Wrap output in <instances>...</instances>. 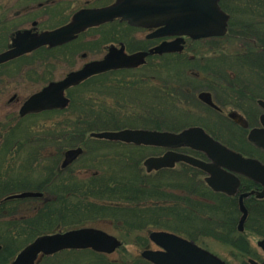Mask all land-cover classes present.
Segmentation results:
<instances>
[{"label": "rangeland", "instance_id": "rangeland-1", "mask_svg": "<svg viewBox=\"0 0 264 264\" xmlns=\"http://www.w3.org/2000/svg\"><path fill=\"white\" fill-rule=\"evenodd\" d=\"M57 3L69 6V10L60 13L58 8L55 11L50 10L51 7H42L32 11L34 4L30 2L0 0V28L3 25L6 31L4 41H0V51L7 45L8 34L20 25L29 27L35 15L49 17L38 23V28L43 29L65 21L80 6L101 4L97 0H57ZM24 6L30 12L25 9L26 13L23 10L20 16L15 15L16 10ZM233 14L239 20L240 12ZM261 19L257 17L255 23ZM234 24L225 35L188 39L184 49L155 55L140 67L113 69L102 77H88L66 89L69 103L65 107L25 116L19 115V108L30 94L50 80L61 78L88 58L99 56L103 42L97 43L94 40L96 32L90 30L79 39L80 44L68 51V58L63 56V51H58L57 57L34 60L39 52L30 51L17 60L0 65V190L10 191V194L21 191L42 193L41 196L9 199L19 200L18 206L13 214L0 218V234L7 233L4 222L28 218L51 207L53 219L44 225L47 226L45 233L95 227L116 236L120 244L110 253L60 251L41 256L37 264H135L143 258V250L158 248L149 238V233L154 230L193 238L229 264H249L250 257L261 262L264 252L257 240L264 237V201L252 198L259 203H250L252 207H249L244 229L238 230L241 211L237 199L211 189L203 172L197 168L181 163L155 175L158 173L146 171L143 162L150 155L162 153L163 149L144 145L133 147L130 143L94 138L90 136L92 131L83 136L74 132L91 124L98 126L95 118L108 112L117 117L112 124L119 129L177 132L189 126H200L234 150L260 157L261 154L247 141L242 124L237 125L229 116L232 110L238 111L248 115L253 124L256 114L263 110L257 100H264V65L261 64L259 69L258 64L249 60L235 61L237 54L248 51L256 41L253 37H239L236 33L239 22ZM113 32L116 35L113 36ZM104 34L107 39L110 37L107 44L123 41L127 50H133L142 44L144 31L116 22L108 25ZM83 51L86 57L81 56ZM201 91L211 92L219 107L215 109L201 100L198 96ZM220 108L222 112H219ZM63 135L68 143L62 155L56 157L57 147L51 141L52 136ZM79 145L84 152L65 164L64 153ZM50 164L58 168L68 166L75 171L49 172ZM177 169L183 172H177ZM136 172L148 177L145 182H138L134 176ZM132 173L134 186L146 191L143 201L119 204L91 194V190L101 191L106 186L117 188L119 178L123 180ZM116 195L122 194L117 192ZM7 196H0V203L8 200ZM98 207L110 210L106 216L105 212L96 214ZM114 207L117 208L115 211ZM125 207L130 209L123 210ZM115 212L116 216L111 218L109 213ZM14 235L9 242L0 243V264H9L33 236L23 235V229L19 233L15 230ZM245 243L250 249L248 255L241 251V247H246Z\"/></svg>", "mask_w": 264, "mask_h": 264}, {"label": "water", "instance_id": "water-1", "mask_svg": "<svg viewBox=\"0 0 264 264\" xmlns=\"http://www.w3.org/2000/svg\"><path fill=\"white\" fill-rule=\"evenodd\" d=\"M120 17L133 25L158 27L157 33L176 35L177 38L165 41L154 48L156 53L180 51L183 49L184 36L198 39L209 36H222L227 32L229 14L219 5V0H116L113 4L100 9H87L75 14L73 20L57 29L41 33L29 30L18 32L13 40V47L0 53V63L30 52L42 45L55 46L67 42L86 27L103 21ZM124 47L115 46L103 59L85 64L81 69L68 73L63 79L50 81L40 90L26 98L19 108V115L42 110L63 108L69 103L65 90L88 78L92 74L121 67H135L144 62L145 52L132 54L124 52ZM199 98L210 106L217 107L211 93L201 91ZM264 107V100H258ZM229 116L245 125L236 111ZM264 124V116L261 117ZM91 137L108 140H119L135 144L165 147L168 150L162 155L149 156L143 164L147 171L172 167L183 161L207 172L205 181L215 191L229 195L237 192L239 180L234 173L246 175L261 183V191L243 192L239 195L238 204L241 216L238 229L243 230L248 211L244 198L255 194L264 196V164L256 158L245 157L214 139L200 126H190L179 132L144 128H122L118 130L93 131ZM249 140L264 151V128L250 130ZM189 146L202 151L209 161L175 151L174 149ZM82 152L81 147L71 148L65 152V161H72ZM39 191H22L13 193L7 198L41 196ZM149 238L159 248L145 249L141 256L153 264H228L219 256L197 245L194 241L168 231L154 230ZM120 244L119 239L95 227H79L44 233L36 236L26 244L9 264H37L39 255H51L65 249L90 248L97 252H113ZM257 244L264 251V237ZM1 249V245H0ZM250 264H261L250 258Z\"/></svg>", "mask_w": 264, "mask_h": 264}, {"label": "flooded vegetation", "instance_id": "flooded-vegetation-1", "mask_svg": "<svg viewBox=\"0 0 264 264\" xmlns=\"http://www.w3.org/2000/svg\"><path fill=\"white\" fill-rule=\"evenodd\" d=\"M24 1H27V2H30V3L34 4L32 11L33 10H40V8H42V7H51L49 9L50 10H54L55 9V11H56V8H58L59 11H60V13H66L69 10V6L68 7H65V5L62 6V4H59V3L56 4V1L57 0H24ZM97 1L100 2L101 4H99V5H92V6L86 4V5L80 6V7L76 8V9H74L70 13L68 19H66L65 21H63V22H61L59 24L53 25L51 27L43 28V29H39L38 28V23H39L40 20H43V19H46V18H49V17H42L41 14L40 15H35L30 20V26L29 27H25L23 25H20L19 27L15 28L12 32H10L8 34V36H7V38H8L7 45H6V47L2 51H0V53L13 47V40L16 37V35H17L18 32H22V31H25V30H29L31 33H41L43 31H47V30H54V29H57V28H59L61 26H64V25L70 23L73 20L75 14H77V13L83 11V10L105 8L106 6H109V5H111V4H113L115 2V0H97ZM56 5H58V7H56ZM31 6L32 5H30V7ZM25 9H27V7L24 6V7H22V9L16 10L15 15L20 16L21 13H22V11L25 10ZM27 11L30 12L29 9H27ZM46 12H47V14H49L48 9L46 10ZM24 13H26V10L24 11ZM24 13H23V15H24ZM50 15H51V12H50ZM116 22L126 23L127 26H129V27H131L133 29H137V30H140L142 32L144 31V34L142 36L143 38L142 39L139 38V39H141L142 44L139 45L138 48H135L133 50H127V48L125 46V43L123 41H117L116 42L117 44L113 43V41H112L110 43L108 42V44H107L106 41H108L110 37L108 39H107V36L105 37V34H104L105 28L108 25H111V24L116 23ZM90 30L93 31V32L94 31L96 32V38H97V40H96V38H94V40L97 43L98 42H103V48L101 49L102 50V53L101 54L99 53V56H97V57L88 58L80 66L75 67V68H71L70 70H68L67 72H65V74L61 78L56 79V80L63 79L68 73H70L72 71H75V70H78V69H81L85 64H87V63H89L91 61L103 59L105 57V55L109 52V49L111 47H113V46H115L117 48H121L123 46L124 47L123 48L124 49V52L127 53V54L135 53V52H138V51L145 52L146 54H145V57H144V62L141 64V65H144V64H146L148 62V59L152 58L155 55L160 56V55L168 54V53H162V54L155 53L154 52V47L156 45H158V44H160V43H162L164 41H169V40H172V39L176 38V36H169V35L158 34L157 33L158 28L148 27V26H142V25H132V24H129L127 21L122 20L119 17H115V18H113L111 20L103 21V22H100L98 24H94L92 26L86 27L85 29L77 32L75 34V37L72 38L71 40L67 41V42H64V43H61V44L55 45V46L42 45V46L37 47L36 49H34V50L31 51V52H33V51H38L39 52L38 55H37V57L34 60L41 59L42 57L43 58L45 57V59L46 58H49L51 56L57 57L56 56V52H58V51H63L65 53V54H63V56L65 58H68V56H69L68 55L69 54L68 51L71 52L72 46L74 47V45L76 46V44H80L81 43L80 42L81 40H79V39H82L83 35L86 34L87 32H89ZM5 32L6 31H4V26L1 25V28H0V41L1 40L4 41V39H5ZM113 33H114L113 36L116 35L115 32H113ZM101 39H102V41H101ZM188 39H190V38L185 37V44L188 41ZM88 42H90V41H88ZM185 47H186V45L184 46V48ZM25 54H28V53H24L22 55H19L17 57H14L12 59H9V60H7L5 62L0 63V65L5 64V63L10 62V61H13V60H17L18 58L22 57ZM81 54H82L81 56L86 57V54H85L84 51ZM24 64H26V63H24ZM141 65H138V66L133 67V68L140 67ZM118 69H120V68H118ZM109 70H113V69H109ZM109 70L102 71V72H99V73H95V74H92L91 76L97 75L99 77H102V76H104V73L107 72V71H109ZM50 81H55V80H50ZM14 95L11 97L10 100H12L14 98ZM261 108L263 110L260 111V112H258L256 114V116H255L256 117V122H254L253 124L249 120L248 115L239 113L238 111L237 112L241 115V120L245 123V125H242L241 126V123H239V122H237L235 120H234V122L237 125L241 126L242 128H245L247 141L261 154L262 157L261 156L260 157H257L255 155H249V154H246V155L247 156L254 157V158H257V159H259L264 164V151L262 149H260L259 147L255 146L248 139V133H249V131L252 128H258V129H263L264 128V124L262 123V120H261V117L264 116V108L263 107H261ZM220 109L221 110H219V112H222V108H220ZM243 126H246V127H243ZM130 144H131V146L133 145V147L134 146H137V144H132V143H130ZM144 146H147V145H144ZM152 147H155V146H152ZM157 148H161V149H163V151H162V153L154 154V155H161V154H163L167 150L166 148H162V147H157ZM176 150L179 151V152H182V153H186V154L195 156V157L200 158V159H203V160H207V158H206V156H205V154L203 152L197 151V150H193V149H191L189 147H186V146L185 147L177 148ZM191 152H196L197 154L194 155ZM131 154H132V152H131ZM131 154H130V156H131ZM63 156L65 157V155H63ZM132 156H131V160H132L133 164L135 165L134 167H136V161L135 162L133 161ZM126 158H128V157H126ZM181 163L185 164L184 162H181L180 161V162L175 163V165H180ZM55 164H56V162L54 163V165ZM54 165H52V167H54V168H51L50 170H48L49 172H74L75 171V170H72V169L67 168L68 166L67 167H60V168H58L57 166L55 167ZM168 169H172V168H162V169H158V170H152L150 172H163L164 170L168 171ZM198 170L200 172H203V175L204 176L206 175L204 173V171H202L201 169H198ZM177 172H183V170L177 169ZM236 176H237V178L239 180V184H238V188H237L236 194L234 196H231V197L236 198L237 199V202H238L239 195L241 193H243V192H251V191H254L255 192V191H261L262 190V185L259 182L255 181V180H253V179H251V178H249V177H247V176H245L243 174L237 173ZM249 198H254V199L262 200V199H264V196L258 198L257 196H255L252 193L251 195H249V196H247V197L244 198V202L246 204V208H247V211H248L247 217L249 215V206L247 204V200ZM245 245H246V247L243 250H241V251L243 253H245V254L248 255L250 253V249H249V247L247 249L248 243H245ZM260 263L264 264V259H262V261Z\"/></svg>", "mask_w": 264, "mask_h": 264}, {"label": "trees", "instance_id": "trees-1", "mask_svg": "<svg viewBox=\"0 0 264 264\" xmlns=\"http://www.w3.org/2000/svg\"><path fill=\"white\" fill-rule=\"evenodd\" d=\"M221 7L226 11L229 12L230 14V20H229V26H228V32L231 30V26L235 25L234 23L239 22V30L236 32L239 37H253L255 39V44L252 45L248 51L239 53L235 56V61L239 62H245V60L251 61V63H256L259 66L263 64L264 65V0H220L219 1ZM240 12V15H238L240 18L237 20V16H234L233 12L234 11ZM257 17H261V21L255 23V19ZM103 116H98L95 118L97 121L95 122L96 124H99L98 126H95L94 124H91L92 126H88L86 128L80 127L78 130L74 131L80 134V136L84 135L87 132L91 131H97V130H105V129H119L116 127V125L112 124L113 122L117 121V117L114 114H109L108 112L106 114L102 113ZM101 117H105V120H100ZM100 121V122H98ZM95 127V128H91ZM83 128V129H82ZM54 139L51 141L56 145V157H59L62 155V151L66 148L68 139L65 137V135L57 138L56 136H52ZM67 140V141H64ZM80 141H83L80 139ZM51 142V143H52ZM84 142V141H83ZM39 144H42V142H38ZM80 143V142H76ZM86 143V142H84ZM57 162V161H56ZM51 165V164H50ZM186 166H190L187 164H184ZM53 168V167H52ZM140 172L134 173V176H136L138 182H145L144 179L148 177H144L145 175L139 174ZM158 173V172H156ZM161 174L163 172H160ZM155 174V175H159ZM149 175V174H148ZM133 173L131 174L130 177L124 176L123 180L120 179L119 177V182L120 185L117 188H111L109 186H106L105 189H102L101 191H96L91 190V194H93L96 197L103 198L104 200H107L109 202H113V200L117 201V203L122 204L121 202H128V201H133V200H138V201H143V196L146 194V191L141 189L140 186H134L132 178H134ZM116 179V178H115ZM195 179V178H194ZM118 180V179H117ZM198 182L197 179H195V182ZM44 186V184H43ZM49 191L52 192L51 187L47 186ZM119 192L120 196H117L116 193ZM64 193V192H63ZM10 194V191H6L5 189L0 190V196H7ZM232 200V199H230ZM21 201V200H20ZM248 201H250L248 203ZM257 201H264L262 200H257ZM19 200H5L1 201L0 203V218H3L5 216L13 214L15 211V208L18 206ZM50 203L47 201V204ZM52 203V201H51ZM250 203H259L256 202L254 199L249 198L247 200V204L249 207H252ZM17 205V206H16ZM256 205V204H255ZM264 205V204H262ZM50 207V204H49ZM94 207V205L92 206ZM264 207V206H263ZM51 208V207H50ZM50 208H44L40 211H38L34 216L28 217V218H23L20 217L18 220L16 219H11L7 221L6 223L4 222L5 229L7 233L3 236L0 234V243L3 244L4 242L7 243L9 242L14 235V231L18 230V233L20 229H23V235H33L32 239H34L37 235L41 233H45L47 226V222H50L53 219V216L51 214V209ZM121 208V207H120ZM115 211L117 208H113ZM125 209H130V207H125ZM109 208L107 207H98V210L95 212L96 214H102L105 212V216L109 212ZM112 212V211H111ZM259 212V211H258ZM116 212L114 214L109 213V216L115 217ZM137 215V214H136ZM112 218V217H111ZM10 219V218H9ZM141 220H139L140 222ZM138 222V223H139ZM7 226V227H6ZM28 227V229H26ZM50 230V229H47ZM254 231V230H253ZM48 232V231H47ZM190 238V237H188ZM31 239V240H32ZM192 240H195L193 238H190ZM30 240V241H31ZM29 241V242H30ZM28 243V242H27ZM26 243V244H27ZM244 247H241V250H243ZM63 251H69V252H77V251H91L93 253H98L95 252L91 249H80V250H63ZM245 252V251H244ZM245 254V253H244ZM46 257V256H44ZM120 264H127L125 263H120ZM134 264V263H133ZM135 264H152L151 262L144 260L143 258L135 262Z\"/></svg>", "mask_w": 264, "mask_h": 264}]
</instances>
